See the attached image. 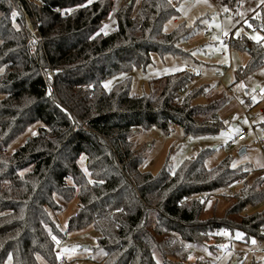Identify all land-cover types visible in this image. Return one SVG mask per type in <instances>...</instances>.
<instances>
[{
  "label": "trees",
  "instance_id": "obj_1",
  "mask_svg": "<svg viewBox=\"0 0 264 264\" xmlns=\"http://www.w3.org/2000/svg\"><path fill=\"white\" fill-rule=\"evenodd\" d=\"M136 1L121 3L117 30L105 35L100 28L114 0H0V263L12 256L13 264H41L40 257L58 264L57 239L89 225L104 255L87 264L183 262L185 248L173 234L199 249L216 248L213 239L223 232L264 242V209L247 211L264 203V173L250 163L234 165L228 155L209 168L207 148L174 171L167 164L157 173L140 169L147 143L137 142L138 133L179 126L185 136L216 135L229 92L193 85L189 69L149 79L148 93H132L130 74L106 89L115 74L145 70L154 53L188 54L179 43L199 25L166 32L179 0H140L135 9ZM216 1L232 12L240 2ZM242 23L262 38H228L248 54L236 80L264 67V20L250 14ZM37 122L39 131L7 152ZM75 195L79 207L63 232L49 211L62 208L56 196Z\"/></svg>",
  "mask_w": 264,
  "mask_h": 264
},
{
  "label": "rangeland",
  "instance_id": "obj_2",
  "mask_svg": "<svg viewBox=\"0 0 264 264\" xmlns=\"http://www.w3.org/2000/svg\"><path fill=\"white\" fill-rule=\"evenodd\" d=\"M123 2L124 0H114L113 7L100 28L101 33L107 35L117 30L116 11ZM139 3L140 0H137L135 9L138 8ZM178 10L179 15L167 21L164 29L170 32L181 23L195 26L194 24L199 20V25L195 26L190 38L179 43V46L189 53L164 56L154 53L153 62L145 70L134 69L130 73L115 74L107 78L103 85L110 82L108 87L104 86L110 89L130 74L132 93H148L149 79L196 66L206 78L196 76L193 85L208 83L213 91L217 86L221 90L232 87V91L228 93V102L219 111L224 127L216 135L185 136L179 126H173L169 133L163 132L157 126L147 132L138 133L135 136L137 142L147 143L145 159L140 169L157 173L167 164L170 170L174 171L185 159L207 148H212L211 154L205 160L209 168L216 166L230 155L234 157V165L250 163L255 169H264V149L257 141L259 137L264 136V67L253 71L245 78L236 80L235 73L247 62L248 54L246 51L231 48L228 43L230 35L238 36L242 33L248 34L251 38L254 36L262 38L260 31L246 27L242 22L250 14L264 20V0H240L236 12L227 10L216 0H179ZM218 75H222L221 81ZM245 97L250 100L249 104L244 102ZM199 100L204 102L206 98L201 97ZM40 125V122L29 125L8 145L7 152H14L23 145L28 137L39 131ZM241 128L246 129L249 134L245 140L238 141L237 133ZM242 147L246 148V152L239 154ZM79 164L87 171L83 159H80ZM254 175L255 173L251 177ZM239 188L240 185H236L231 191L235 192ZM55 198L62 208L58 211L50 210L49 213L57 227L65 232L69 218L78 210L79 199L77 195L69 201H64L59 196ZM213 204L211 200L207 208L210 209ZM223 208L218 207L216 213L221 215ZM263 209L264 203L257 207L250 206L247 211ZM99 235L92 225L67 232L65 238L56 241V257L58 259L64 257L65 264H87L100 260L104 250L96 248ZM173 237L176 244L184 246L185 261L168 264H264V258L253 257L249 253L250 246L261 245L263 242L251 238L250 243H247L242 240L241 232L221 233L218 238L213 239L216 247L214 249L191 248L180 238L176 239V235L173 234ZM156 258L161 262L158 255ZM39 259L41 264H48L43 258ZM172 260H175L174 257ZM0 264H13L12 256H8Z\"/></svg>",
  "mask_w": 264,
  "mask_h": 264
},
{
  "label": "built area",
  "instance_id": "obj_3",
  "mask_svg": "<svg viewBox=\"0 0 264 264\" xmlns=\"http://www.w3.org/2000/svg\"><path fill=\"white\" fill-rule=\"evenodd\" d=\"M189 70L191 72H193L194 74H196V76H198L199 78H206L204 73L200 69H198L196 66H190ZM47 74L52 76L53 72L51 70H49V71H47ZM218 78H219V81H221L222 80V75H218ZM219 88L220 87L217 86L215 89L216 90H220ZM186 90L188 91L189 88H187ZM226 90H227V92L230 93L232 91V87H228ZM244 102L246 104H249L250 100L247 97H245L244 98ZM248 134H249V132L246 129L241 128L238 131V133H237V140H239V141L245 140L247 138ZM168 136H170V134H168ZM257 141L261 144L262 148L264 149V136L259 137L257 139ZM221 192L223 194H227V193H230L232 191H231L230 188H226V189H223ZM186 201H191V198L190 197L186 198ZM249 253L253 257L264 258V242L261 245H252V246H250ZM65 262H66V259L64 257H62L60 259V261L58 262V264H65Z\"/></svg>",
  "mask_w": 264,
  "mask_h": 264
},
{
  "label": "snow or ice",
  "instance_id": "obj_4",
  "mask_svg": "<svg viewBox=\"0 0 264 264\" xmlns=\"http://www.w3.org/2000/svg\"><path fill=\"white\" fill-rule=\"evenodd\" d=\"M66 11H71V10H66ZM13 15H15V13H13ZM252 38H253V39H260V37H255V36L252 37ZM109 83H110V82H106L104 86H105V87H108V86H109ZM238 235H239V234H238ZM53 239H55V237H54Z\"/></svg>",
  "mask_w": 264,
  "mask_h": 264
},
{
  "label": "water",
  "instance_id": "obj_5",
  "mask_svg": "<svg viewBox=\"0 0 264 264\" xmlns=\"http://www.w3.org/2000/svg\"><path fill=\"white\" fill-rule=\"evenodd\" d=\"M246 152V148L245 147H242L241 149H240V151H239V154H243V153H245Z\"/></svg>",
  "mask_w": 264,
  "mask_h": 264
},
{
  "label": "crops",
  "instance_id": "obj_6",
  "mask_svg": "<svg viewBox=\"0 0 264 264\" xmlns=\"http://www.w3.org/2000/svg\"><path fill=\"white\" fill-rule=\"evenodd\" d=\"M261 112V111H260ZM235 125H237V123L235 124ZM239 141V140H238ZM241 141H243V140H241ZM264 169H262L261 171H263Z\"/></svg>",
  "mask_w": 264,
  "mask_h": 264
}]
</instances>
